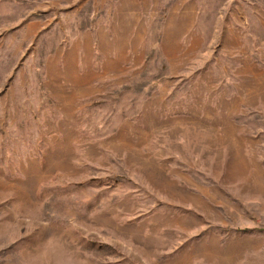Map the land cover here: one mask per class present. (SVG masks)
<instances>
[{
    "label": "rangeland",
    "instance_id": "1",
    "mask_svg": "<svg viewBox=\"0 0 264 264\" xmlns=\"http://www.w3.org/2000/svg\"><path fill=\"white\" fill-rule=\"evenodd\" d=\"M0 264H264V0H0Z\"/></svg>",
    "mask_w": 264,
    "mask_h": 264
}]
</instances>
